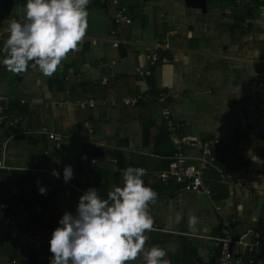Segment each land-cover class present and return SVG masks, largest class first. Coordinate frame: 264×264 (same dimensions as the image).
Wrapping results in <instances>:
<instances>
[{
    "label": "crops",
    "instance_id": "crops-1",
    "mask_svg": "<svg viewBox=\"0 0 264 264\" xmlns=\"http://www.w3.org/2000/svg\"><path fill=\"white\" fill-rule=\"evenodd\" d=\"M201 1L125 0L132 23L119 27L111 20L113 3H93L87 7L82 40L62 58L51 76H44L31 62L22 73L7 69L0 73V94L27 105L32 127L59 128L57 133L63 135L62 149L52 156H43L42 149L19 144L16 134L0 139H11L6 166L13 170H56L62 159L85 157L95 147L106 145L107 138L126 155L152 154L149 147L141 146V120L132 119L128 111H113L121 103L110 105L122 97L149 92L150 78L157 95L169 96L168 106L174 120L182 125L186 141L219 139L225 155L216 162V168L203 173V186L210 190V197L184 191L172 182L168 186H149L157 196L148 205L153 226L145 232L144 250L151 246L163 248L169 264L188 263L187 243L194 252L192 256L202 263L209 264L213 258L218 261L212 240L219 237L218 219L238 216L234 226L237 237L251 230L264 239V163L254 160L257 157L264 161V8L258 7L243 29L234 23L235 5ZM23 3L24 0H0V30L11 19L24 22ZM112 30L116 33L112 34ZM6 35L2 36V44ZM154 52L158 61L150 74L138 75L136 68L147 67ZM60 80L65 88L61 92L57 83ZM89 99L95 101L94 108L80 109L70 104ZM57 102H63L62 107H45ZM101 107L111 109L102 113L105 109ZM110 121L115 123H105ZM7 129L2 130L1 137ZM238 135L241 140L246 137V142L233 154L229 146L236 144ZM184 151L188 162L196 164V149L185 147ZM10 155L16 161L21 158L22 165L9 163ZM98 167L97 162L93 169ZM93 169H72L73 177L67 183L36 173L34 177L45 175L48 181L46 198L38 202H43L45 208L48 196L49 209L58 216L65 211L75 213L78 197L88 188L96 189ZM11 187L30 189L13 184ZM9 189L6 200L21 202L9 195ZM189 214L197 217L195 231L188 227ZM2 242L0 232V264L10 259ZM255 254L264 263V252L256 249ZM124 264H144L143 253Z\"/></svg>",
    "mask_w": 264,
    "mask_h": 264
},
{
    "label": "clouds",
    "instance_id": "clouds-1",
    "mask_svg": "<svg viewBox=\"0 0 264 264\" xmlns=\"http://www.w3.org/2000/svg\"><path fill=\"white\" fill-rule=\"evenodd\" d=\"M89 0H24L22 20L11 19L2 29L7 33L0 45V64L12 73H22L30 66L51 76L62 58L77 47L87 27ZM258 163L257 157L255 159ZM53 177L67 183L73 177L71 165ZM144 169L128 166L122 172V185L114 186L101 198L95 188L78 197L75 214L65 211L51 232L49 264H124L143 253L144 264H169L166 251L151 246L146 251L145 232L153 219L148 212L157 193L142 177ZM38 193L46 192L38 187ZM197 217L188 216V227L195 231Z\"/></svg>",
    "mask_w": 264,
    "mask_h": 264
},
{
    "label": "built area",
    "instance_id": "built-area-1",
    "mask_svg": "<svg viewBox=\"0 0 264 264\" xmlns=\"http://www.w3.org/2000/svg\"><path fill=\"white\" fill-rule=\"evenodd\" d=\"M111 1L114 5V10L111 15L112 23L115 27L122 25H130L131 18L128 15V7L125 4V0H89V7L91 4L95 3L98 5H105ZM251 0H236L235 4H247ZM112 34L116 33V30L111 31ZM5 33L0 30V45H2V36ZM2 59V56H0ZM158 61L157 53L154 52L150 56V63L147 67L143 69L136 68V73L138 75H149L151 67ZM111 67L110 65L108 66ZM5 66L0 64V73L3 71ZM169 96L166 93H159L157 96L150 94L149 92L145 94H138L134 96L122 97L120 100L111 101L110 105L115 106L117 103H121L125 106L136 105L139 102H151L154 101L160 106V119L161 123L166 127V130L169 134V139L172 142V145L175 148V152L169 158L167 169L160 171H149L144 167V175L142 177L144 183L147 186H151L154 183H160L164 186H168L171 182L178 184L182 190L193 192V193H204L207 197H210V190L203 186V173L209 168H216V162L221 160L222 155L219 151H214V146H219V139H207L201 142H188L183 138L182 125L177 123L171 113V110L168 106ZM12 99L8 96L0 94V126L3 129L14 128L17 129L19 122L23 116H14L5 114V105L9 104ZM23 103V101H19ZM69 103L68 101H66ZM75 107L80 109L94 108L96 103L94 100H84L78 101L75 103H70ZM105 105V102L101 103ZM63 102L57 103H48L45 105L46 108H60L62 107ZM17 136L20 135H30V134H39L45 135L53 143V151L58 153L62 149L63 135L57 133L52 127L39 126L32 127V116L27 118V124L22 126L16 133ZM11 144L10 137L0 141V169L10 170L11 168L6 166V157L8 153L9 146ZM185 147H193L196 149L197 155L194 158L197 163L191 164L188 162V157L185 154ZM43 156H49L50 153L48 150H43L41 152ZM193 159V160H194ZM112 162L115 163L113 159ZM65 165H71L79 168H89L93 169L97 167V160L93 158L80 157L73 160H61L59 166L56 169V172L61 173L62 168ZM29 172L30 176H35L36 173L40 172L48 176L49 179H56L63 182L62 178L53 177L51 175L52 170L44 168H22ZM65 183V182H64ZM30 192V189H19L11 187L9 189V195L17 199L21 193ZM40 197L44 200L46 194H39ZM27 208L24 202H10L9 200L0 201V218L5 220L6 225L14 227L16 225V219L21 211ZM43 202H37L29 207V217L39 216L44 212ZM62 212L57 218L58 220L63 215ZM70 213V212H69ZM75 214V213H72ZM239 217L236 216L232 219H223L221 220L222 227H224V237L213 238L215 247L219 252L218 264H264L261 260H256L251 256L255 253L256 249L264 252V239L259 237L251 230L240 234L238 237L234 233V228L231 226L239 222ZM231 247L236 249L232 252ZM41 242L38 234H34L31 239V255L32 257L23 256L20 259H9L8 261L2 264H46L41 260ZM236 253H239L236 256ZM190 264H204L197 259H192Z\"/></svg>",
    "mask_w": 264,
    "mask_h": 264
},
{
    "label": "trees",
    "instance_id": "trees-1",
    "mask_svg": "<svg viewBox=\"0 0 264 264\" xmlns=\"http://www.w3.org/2000/svg\"><path fill=\"white\" fill-rule=\"evenodd\" d=\"M221 3L230 4L234 6L236 0H219ZM111 2V1H109ZM258 7L264 8V0H251L247 4H236L234 11V23L238 26V28L243 27L246 24L248 19H253L254 13L258 9ZM129 15V9H128ZM130 16V15H129ZM132 22V21H131ZM250 23H248L247 28ZM30 63V62H29ZM59 84L58 91L61 92L65 88L60 81H57ZM150 91L149 93L157 96L156 88L153 83V79L150 78ZM113 111H128L132 119H140L142 124V134H141V146L149 147L152 150V154L150 155H139L136 153H128L126 155L122 151L115 149V144L111 142L110 139H106V145L97 146L93 149L92 152H87V158H95L100 167L93 169V174L95 175V187L98 195L101 198H106L107 192L112 190L114 186H119V182L121 180V172L127 168L128 166L132 167H144L149 171H160L167 169V165L169 162V158L175 152V148L172 145V142L169 139V134L166 130V127L161 123L160 115L158 112V105L156 102H139L134 106H125L119 104L116 107H113ZM105 109L102 110V113L111 109L110 107L100 108ZM11 112L16 115H24L27 118L30 117L31 113L25 103H20L17 100L10 101L9 104L5 105V114ZM46 119L50 120L51 117L44 112ZM95 121V120H93ZM132 121H130L131 123ZM42 122L41 124H44ZM106 124H113L114 121L105 122ZM27 124V119H21L19 122L17 129L8 128L5 132H2V127L0 126V139L8 137L10 135L15 134L22 126ZM100 124V123H99ZM98 124V125H99ZM97 125V126H98ZM55 131H59V128L55 129ZM60 133V132H58ZM241 135L236 137L237 142L234 145L229 146L230 150H232L233 154H237V150L241 145H244L246 142V137L241 140ZM242 141V142H240ZM17 142L26 147H33L34 149H46L49 151L50 155H55L53 151V143L51 140L47 138L45 135L39 134H30V135H20L17 137ZM214 151H219L222 157L225 155V151L220 146H214ZM115 160L114 169H112L111 160ZM72 169H78L79 167L71 166ZM62 173V172H61ZM47 176V175H46ZM46 176H42L40 178H36L34 176H30L29 172L26 170H6L0 169V201L7 199L8 189L10 185H16L20 188H30V192L21 193L18 196V200L24 202L27 205V209L20 212L17 217V227H11L5 224V222L0 218V232L3 235V247L9 252L10 259H20L23 256L32 257L31 255V239L34 234H38L41 242V260L49 264V260L51 254L48 251V240L50 239L51 232L58 226L57 225V214L49 209L50 197L47 196L45 201V209L44 212L39 215L30 218L29 217V207L38 201H40L41 197L37 196L38 187H44L47 192L48 181ZM159 184V183H155ZM211 193V192H210ZM221 223L222 219H218ZM218 224L217 230L219 231L218 238L224 237V227L222 229V225ZM236 224L231 227L234 228ZM189 247L188 257L189 261L187 264H190L191 260L198 258L193 257L192 247L187 243ZM219 249L216 248V255L219 259ZM232 252H234V248L231 247ZM254 259V262L258 259V256L253 253L251 256ZM262 260V259H261ZM216 258L212 259L209 264H218L216 263ZM201 262V261H200Z\"/></svg>",
    "mask_w": 264,
    "mask_h": 264
},
{
    "label": "rangeland",
    "instance_id": "rangeland-1",
    "mask_svg": "<svg viewBox=\"0 0 264 264\" xmlns=\"http://www.w3.org/2000/svg\"><path fill=\"white\" fill-rule=\"evenodd\" d=\"M159 111H160V106H159ZM21 158H18V161H16V159L13 158L12 155L9 156L8 162L12 163V164H18V165H22V162L20 161Z\"/></svg>",
    "mask_w": 264,
    "mask_h": 264
},
{
    "label": "water",
    "instance_id": "water-1",
    "mask_svg": "<svg viewBox=\"0 0 264 264\" xmlns=\"http://www.w3.org/2000/svg\"><path fill=\"white\" fill-rule=\"evenodd\" d=\"M195 1H196V3H198V2H199V0H195ZM201 2L203 3V2H204V0H202ZM196 5H197V4H196Z\"/></svg>",
    "mask_w": 264,
    "mask_h": 264
}]
</instances>
